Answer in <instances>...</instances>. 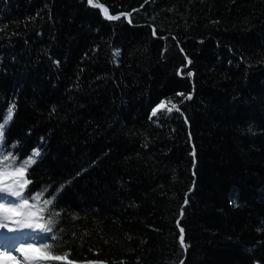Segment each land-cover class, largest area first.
<instances>
[{"label": "trees", "instance_id": "1", "mask_svg": "<svg viewBox=\"0 0 264 264\" xmlns=\"http://www.w3.org/2000/svg\"><path fill=\"white\" fill-rule=\"evenodd\" d=\"M94 3L117 18L0 0V161L40 151L44 264H264V0Z\"/></svg>", "mask_w": 264, "mask_h": 264}, {"label": "snow or ice", "instance_id": "2", "mask_svg": "<svg viewBox=\"0 0 264 264\" xmlns=\"http://www.w3.org/2000/svg\"><path fill=\"white\" fill-rule=\"evenodd\" d=\"M88 3L94 7H101L102 11L105 12L107 16V9H104L102 5L94 3V0H88ZM109 19H116L117 17L107 16ZM118 54V53H117ZM189 99L191 97H188ZM15 105H12L8 109V114L3 121L0 123V141L3 140V130L7 123L12 119L13 109ZM171 111V109H169ZM156 114V110L153 111V115ZM3 149L0 147V152ZM40 155L38 149H34L32 155L25 161H23L18 167H15L13 175H18L20 178H23L26 170L33 163H35V157ZM5 161H9V156H4ZM15 166V160L9 161L8 164H4L0 161V172L6 177L8 175V169ZM29 183L27 180H16L13 181L12 185L5 184L0 188V192L8 193L11 197H15V200H9L7 197H4L5 203H0V228H7L10 232L16 231L18 229L29 228V229H39L41 233H50L53 231L52 225L55 224V219L52 215L49 216L44 223H39L38 220H44V212L47 211V207L53 203V200L44 199L41 204V193L33 194H24V187ZM15 185H18L15 186ZM32 201L33 203H30ZM9 222L14 225V227H9ZM48 240L55 241L56 236L52 235L47 237ZM183 243V241L181 240ZM44 249L48 250V258L52 260H66L68 253L61 255H51V250L53 248L52 244L44 243ZM19 251L21 253H26L27 249L25 247H20ZM12 259V257H9ZM25 259L28 257L25 255Z\"/></svg>", "mask_w": 264, "mask_h": 264}, {"label": "rangeland", "instance_id": "3", "mask_svg": "<svg viewBox=\"0 0 264 264\" xmlns=\"http://www.w3.org/2000/svg\"><path fill=\"white\" fill-rule=\"evenodd\" d=\"M14 171H15V168L8 169V175L6 177L3 175L2 172H0V188H2L5 184L12 185L13 181H16V180H27L28 181V177L26 175V172H25L23 178H20L18 175L12 174ZM27 184L25 185L24 190H25ZM15 186L18 187V185H15ZM15 199L16 198H9V200H15ZM5 202L6 201H5L4 197L0 196V203H5ZM9 227H14V225H12L9 222ZM36 231H38V229L23 228V229H18L16 231L10 232L7 228H0V233L2 232V234L3 233L6 234V235L3 234L4 237L2 240L0 239V264H13V263H18L19 259H21L20 261H22V259H25L23 254H19L17 251L18 248H16L17 246L15 245L17 240H15L12 245L10 242H9V244H6L4 242L7 240V238L9 236H10L9 239L11 240V242H12V240H14V236L10 235L13 232H15L16 234L23 237V239H22L23 244L25 243L26 246H28L29 248H34L35 253H34V250L32 251V249L27 251L28 256H33L35 254L38 257L37 260L33 264H44L46 260L40 258V256L43 254H41V252H39L40 251L39 244L42 243V239L37 236L38 233H36ZM0 238H1V235H0ZM9 257H12V259H9ZM92 264H95V263H92Z\"/></svg>", "mask_w": 264, "mask_h": 264}, {"label": "bare ground", "instance_id": "4", "mask_svg": "<svg viewBox=\"0 0 264 264\" xmlns=\"http://www.w3.org/2000/svg\"><path fill=\"white\" fill-rule=\"evenodd\" d=\"M0 196H3V197H7L8 199L9 198H15V197H11L8 193H2V192H0ZM18 233V232H17ZM4 234V233H3ZM3 234H2V232L0 233V235H1V240L3 239ZM4 235H6V234H4ZM10 235H12V236H14V240H12V242H11V240L9 239V237L7 238V241H4L6 244H9V242L12 244L15 240H17V242H16V248H18L17 249V251H18V253L19 254H23V256H24V258H25V255L28 257V259H22V261H20L21 259H19V261H18V263H13V264H33L36 260H37V256L34 254L33 256H28L27 255V252L26 253H21L20 251H19V249H20V247H25L26 249H27V251L28 250H30V249H32V251L34 250V248H29L28 246H26V244L24 243L23 244V242H22V239H23V237L22 236H20V235H18V234H16L15 232H13V233H11ZM19 236V237H18ZM9 240V241H8ZM4 245V244H3ZM20 246V247H19ZM4 248V247H3ZM37 252V251H36ZM39 252H41V251H39ZM34 253H35V250H34ZM40 254V253H39ZM41 254H43V255H41L40 256V258L41 257H47L48 255H46L45 253H43V252H41ZM35 256V257H34ZM33 257V258H32ZM39 258V259H40Z\"/></svg>", "mask_w": 264, "mask_h": 264}, {"label": "water", "instance_id": "5", "mask_svg": "<svg viewBox=\"0 0 264 264\" xmlns=\"http://www.w3.org/2000/svg\"><path fill=\"white\" fill-rule=\"evenodd\" d=\"M107 15L115 17L117 14H113V13L110 12V10H108L107 11ZM125 15L128 16V12H125ZM189 61H190L189 58H187V63H189ZM178 264H180V263H178Z\"/></svg>", "mask_w": 264, "mask_h": 264}]
</instances>
